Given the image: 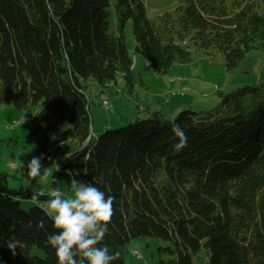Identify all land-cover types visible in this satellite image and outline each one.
I'll return each mask as SVG.
<instances>
[{
	"label": "trees",
	"instance_id": "1",
	"mask_svg": "<svg viewBox=\"0 0 264 264\" xmlns=\"http://www.w3.org/2000/svg\"><path fill=\"white\" fill-rule=\"evenodd\" d=\"M111 2L0 0V103L40 105L32 132L41 137V163L64 155L53 187L66 170L115 197L98 245L120 253L112 264H125V244L141 235L170 243L163 249L174 257L158 264H194L192 255L204 249V264H264V81L221 93L215 107L173 116L155 110L93 136L84 81L132 75L124 36L110 30ZM184 2L170 28L166 19L161 26L148 17L144 0H115L120 28L132 20L135 49L157 73L190 61L192 50L221 52L230 68L251 49H264V0ZM172 117L188 138L179 153L166 122ZM34 191L1 177L0 264H57L47 235L58 230L46 206L30 202Z\"/></svg>",
	"mask_w": 264,
	"mask_h": 264
},
{
	"label": "rangeland",
	"instance_id": "2",
	"mask_svg": "<svg viewBox=\"0 0 264 264\" xmlns=\"http://www.w3.org/2000/svg\"><path fill=\"white\" fill-rule=\"evenodd\" d=\"M144 2L148 17L155 24L163 26L162 23L166 19L168 27L176 28L177 16L184 7V0H144ZM114 3L115 0H112L109 9L110 30L124 36L133 60L132 75L127 79L120 75L116 81L106 83H99L93 77L84 81L87 84L90 130L93 136L105 128L149 117L155 110L161 111L166 116H173L187 107L194 110L215 107L219 104L221 93H228L243 83L264 81L263 48L251 49L230 68L225 65L221 52L213 50L207 55L201 50H192L190 61L174 64L169 69L170 74L157 73L135 49L132 20H128L120 28ZM229 6L231 7L232 4ZM167 34L171 36L169 32ZM176 86L181 88L189 86V89L171 94L170 90L176 89ZM39 108L40 105L31 103L24 108L16 107L11 103H0V180L4 175L11 187L23 186L46 194L57 188L64 197H70L73 195L70 185L72 177L68 171L63 170L57 177L55 187L51 184L57 165L60 167L63 153L58 154L54 165L43 167L42 175L35 180L29 176L26 167L19 166L21 161L26 165L32 156H39L41 137L32 132V115ZM22 119H25L23 124L20 123ZM49 199V196L44 199L46 209ZM23 202L27 206L32 201ZM168 245H170L168 241L157 236L133 237L123 248L124 263L158 264L160 258H173L174 255L163 249ZM33 251L39 252L38 249ZM192 258L194 264H204L205 249L193 254Z\"/></svg>",
	"mask_w": 264,
	"mask_h": 264
},
{
	"label": "clouds",
	"instance_id": "3",
	"mask_svg": "<svg viewBox=\"0 0 264 264\" xmlns=\"http://www.w3.org/2000/svg\"><path fill=\"white\" fill-rule=\"evenodd\" d=\"M175 117L170 118L167 123L172 124V131L178 142L173 145L174 152L179 153L187 147V135L185 131L175 123ZM25 119L20 121L21 124ZM42 156H32L25 165L23 161L19 166L28 169L29 176L35 180L42 175ZM89 158H91L89 156ZM59 165H57V170ZM73 177L70 181L73 195L64 197L57 188H53L47 195V216L52 220L53 227L58 231L47 235L48 244L55 250L57 264H112L120 258V253H110L107 245L98 246L108 233V225L112 222L114 215V200L112 195H105L93 184L78 181L74 177L77 172H69ZM44 192L34 191L30 197L33 204L44 207L39 203ZM36 226L40 229L45 227V220L37 221ZM27 227H32L29 221ZM9 250L15 255L16 246L9 242Z\"/></svg>",
	"mask_w": 264,
	"mask_h": 264
},
{
	"label": "crops",
	"instance_id": "4",
	"mask_svg": "<svg viewBox=\"0 0 264 264\" xmlns=\"http://www.w3.org/2000/svg\"><path fill=\"white\" fill-rule=\"evenodd\" d=\"M171 78H172V77H171ZM171 78H170V79H171ZM63 156H64V155H63ZM62 158H63V157H62Z\"/></svg>",
	"mask_w": 264,
	"mask_h": 264
},
{
	"label": "bare ground",
	"instance_id": "5",
	"mask_svg": "<svg viewBox=\"0 0 264 264\" xmlns=\"http://www.w3.org/2000/svg\"><path fill=\"white\" fill-rule=\"evenodd\" d=\"M41 204V203H40ZM42 205V204H41Z\"/></svg>",
	"mask_w": 264,
	"mask_h": 264
}]
</instances>
